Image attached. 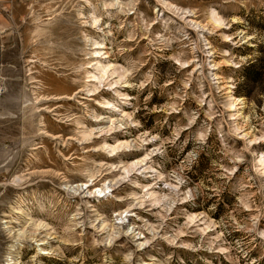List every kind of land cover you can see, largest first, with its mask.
I'll list each match as a JSON object with an SVG mask.
<instances>
[{
	"label": "rangeland",
	"instance_id": "rangeland-1",
	"mask_svg": "<svg viewBox=\"0 0 264 264\" xmlns=\"http://www.w3.org/2000/svg\"><path fill=\"white\" fill-rule=\"evenodd\" d=\"M0 264H264V0H0Z\"/></svg>",
	"mask_w": 264,
	"mask_h": 264
},
{
	"label": "trees",
	"instance_id": "trees-1",
	"mask_svg": "<svg viewBox=\"0 0 264 264\" xmlns=\"http://www.w3.org/2000/svg\"><path fill=\"white\" fill-rule=\"evenodd\" d=\"M262 72H263L262 68H255V67H253V65L252 66H248L245 69V76H243V78L247 79V78H249V75L257 77V76H260L262 74Z\"/></svg>",
	"mask_w": 264,
	"mask_h": 264
}]
</instances>
